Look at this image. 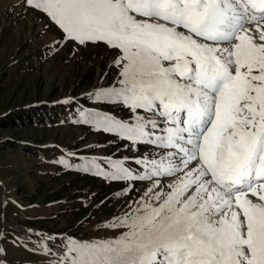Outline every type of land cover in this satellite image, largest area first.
Instances as JSON below:
<instances>
[{"label": "snow or ice", "instance_id": "obj_1", "mask_svg": "<svg viewBox=\"0 0 264 264\" xmlns=\"http://www.w3.org/2000/svg\"><path fill=\"white\" fill-rule=\"evenodd\" d=\"M25 3L65 40L119 50L117 81L90 96L122 103L131 122L81 111L82 122L167 150L137 158L142 172L117 159L97 173L151 185L110 225L119 237L69 238L54 264H264V0Z\"/></svg>", "mask_w": 264, "mask_h": 264}, {"label": "rangeland", "instance_id": "obj_2", "mask_svg": "<svg viewBox=\"0 0 264 264\" xmlns=\"http://www.w3.org/2000/svg\"><path fill=\"white\" fill-rule=\"evenodd\" d=\"M63 37L44 12L27 6L25 0H0V115L40 102L66 104L59 115L42 124L0 126L3 264H54L69 238L102 241L119 237L126 229L110 225L131 210L130 202L138 206L135 202L151 181L114 180L117 183L111 184L112 179L97 173L110 169L111 161L117 159L134 172H142L137 158L167 151L148 143L133 145L82 122L81 111L104 112L131 122L132 114L122 103L90 96L117 81L120 69L113 61L119 50L104 43L80 46ZM137 111L146 120L162 119L152 112ZM7 139L41 146L44 151L31 154L8 144ZM100 160L108 167L100 168ZM86 175L104 178V183L86 179ZM160 179L164 186L174 177ZM130 184L132 190L125 192ZM249 198L257 199L251 194ZM76 206H83L86 213L77 214L82 209Z\"/></svg>", "mask_w": 264, "mask_h": 264}, {"label": "trees", "instance_id": "obj_3", "mask_svg": "<svg viewBox=\"0 0 264 264\" xmlns=\"http://www.w3.org/2000/svg\"><path fill=\"white\" fill-rule=\"evenodd\" d=\"M71 103V102H70ZM66 106L63 102H53L46 103L40 102L36 104H30L27 106H19L17 108L11 109L8 112L0 115V126L3 127H14V126H24L28 124H42L47 120L53 119L56 115H59L62 109ZM8 144L18 146L24 151L31 154H41L44 151V148L41 146H34L28 143L17 142L11 139L5 140ZM100 168L108 167V163L104 161H99ZM98 175V174H97ZM92 177H88L86 175V179L88 178H98L102 183H104V178H99L96 175H91ZM101 176V175H98ZM109 182V181H108ZM109 183H117L114 180H110ZM55 196V194L49 195V197ZM83 210V206H76V210ZM76 211L77 214L86 213V211Z\"/></svg>", "mask_w": 264, "mask_h": 264}]
</instances>
